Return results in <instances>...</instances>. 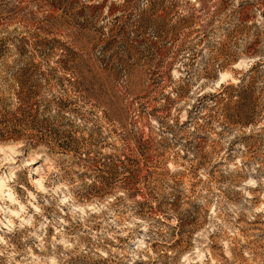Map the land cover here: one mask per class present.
I'll return each mask as SVG.
<instances>
[{"label": "clouds", "instance_id": "1", "mask_svg": "<svg viewBox=\"0 0 264 264\" xmlns=\"http://www.w3.org/2000/svg\"><path fill=\"white\" fill-rule=\"evenodd\" d=\"M113 3L124 5L125 0H107L95 25L105 37L123 14L118 8L109 15ZM23 5L29 20L0 21V264H72L74 257L89 255L106 257L105 264H137L143 259L158 264H264V223L255 233L245 227L256 213H264V200L258 207H247L250 193H264V157L259 155L264 149V0H163L157 11L164 17L163 46L156 35L151 36L159 54L151 62L131 57L118 71L102 62L97 37L82 34L45 0H23ZM152 5L153 0H141L137 12H150ZM40 41L49 44L43 51ZM161 66L167 84L158 94L148 78ZM241 92L249 102L246 117L226 118L224 106H235ZM141 95L149 101L157 97L160 106L168 96L190 99L193 123L200 119L210 129L211 142L224 154H233L227 169L248 173L238 189L224 183L219 185L220 195L206 187L197 190L207 193L198 203L215 207L220 219L213 213L209 224L194 232L192 246L173 249L170 256L162 255L166 249L149 254L145 241L148 234L155 237L181 225L172 211L164 209L154 218L129 212L122 224L114 212L142 199L161 210L160 205L176 191L166 177L157 185L138 175L137 158L146 163L147 157L129 113ZM22 112L30 114L28 120L20 119ZM33 118L50 128L71 131L76 146L65 149L63 141H55L45 127L34 125ZM179 119L183 122L185 116ZM176 127L171 118L165 124L157 117L151 119L149 130L171 137ZM112 129L118 135L113 136ZM125 132L131 133V142ZM82 157L85 163L94 158L115 160L110 181L103 182L98 169L85 168ZM245 157L251 167L241 168ZM210 167L211 163L200 170L205 184ZM168 169L173 176L181 171L178 163ZM85 184L91 199L81 202L76 189ZM232 189L243 195L240 202H228L231 196L225 190ZM173 200V208L187 207L174 196ZM221 203L226 205L223 212ZM225 213L231 215L225 218ZM46 215L52 219H45ZM237 216L244 221L238 226ZM97 217L106 225L100 232L91 230ZM134 230L145 234L132 241L134 248L117 242L101 251L104 237L115 241ZM84 236L96 243L87 245Z\"/></svg>", "mask_w": 264, "mask_h": 264}, {"label": "rangeland", "instance_id": "2", "mask_svg": "<svg viewBox=\"0 0 264 264\" xmlns=\"http://www.w3.org/2000/svg\"><path fill=\"white\" fill-rule=\"evenodd\" d=\"M140 2L141 0H126L124 5L111 4L109 6V15H112L118 8L123 9V14L117 18V21L113 22L112 28L109 29V34L105 37L100 29H96L95 25L107 0H104V3L101 4H87L84 0H45V3L54 10H59L64 16L68 17L81 30L82 34L94 35L98 38L101 44L99 52L102 62L114 71H118L131 57H138L146 62H151L159 54L160 47L165 42L164 17L157 15V11L163 6V0H153L152 10L147 13L137 12ZM22 5L23 0H0V21L23 22L29 20L30 13L26 10L27 5ZM48 19L54 21L55 17H49ZM152 35H156L159 38L160 47H157V42L151 39ZM40 44L42 51L49 46L47 41H40ZM157 80V83H153V81ZM148 83L158 94L162 92L167 84L165 67L161 66L158 72L150 76ZM240 95L241 100L231 109L227 104L224 106L226 118L240 119L246 117L249 102L245 93ZM177 104H180L179 109L176 107ZM133 106V110L129 113L131 116L130 123L134 121L136 128L139 129L138 139L141 144L145 145L144 155L147 157L146 163L144 159L137 158L136 167L140 169L138 175L146 177L149 183L155 181L157 185L162 178L166 177V180L171 181L176 191L160 205L161 210H157L142 199L128 205L126 210L116 209L114 212L117 216V223L122 224L124 223V217L129 212L140 218H154L162 215L164 209L172 211L174 215L181 219V225L167 233L159 232L155 237L148 234L149 238L145 241L150 250L149 254L157 250L166 249V251L162 252V255L170 256L173 249L182 251L184 248H190L194 232L209 224V218L213 217V213H216L215 219H220V212H217L215 207L210 204L205 207V205L198 203V199L203 198L207 193H201L197 190L206 187L209 193L215 189V194L220 195L219 185L224 183L234 184L235 188L238 189L240 182L243 181L248 173L244 171L234 173L227 169L226 165L232 163L233 154L230 151L228 154H224L225 150L223 148L211 142L210 129L200 119H196L195 123H193V117L190 115L193 113V110H191L193 105L190 99H186L184 95L175 98L168 96L163 106L158 105L157 97L153 96L151 101H149L144 95H141L139 100L134 99ZM174 110L176 112L175 116H173ZM29 115L27 112H22L20 119L28 120ZM180 115L185 116L183 122L179 119ZM157 117L163 119L165 124L167 119L171 118L173 123L177 125L176 128L172 129L175 135L169 137L160 135L159 132H155V134L150 132L151 119ZM32 122L34 125L45 127L46 132L50 131L55 141H63L65 149L76 146L77 142L71 131H60L50 128L49 125L35 121L34 118ZM189 128L192 130L188 131ZM164 130L167 131V128ZM112 134L113 136L118 135L117 130L112 129ZM123 134L131 142V133L125 132ZM157 135H160L159 139H156ZM253 151L255 152L256 148ZM259 155L264 157V149H261ZM88 156L92 157V153H89ZM220 156L222 158L217 159ZM235 158L238 159L239 157ZM248 160V157L244 158L241 168L251 167ZM81 162L87 169H98L97 175L102 176L101 179L105 183L110 181L111 174L114 173L117 167L116 161L111 157H104L103 160L88 159L87 163L84 162L82 157ZM176 163L179 164L181 171L175 176L168 174V166ZM210 163L211 167L207 169L208 180L205 184L203 183L204 178L200 175V170ZM255 163L259 164L260 160L257 159ZM121 166H123L122 162ZM77 167H80V165H77ZM252 176L255 178L256 174H252ZM81 179H87V176H82ZM103 186L107 188L108 184H103ZM97 187H100V185H97ZM225 191H229L231 196L229 203H238L243 198V195L235 189ZM76 192L77 199L81 202L91 199L86 184L76 189ZM189 193L192 195L185 199V196H188ZM173 196L177 200L183 201L187 207L179 210L173 208V203H175ZM193 197L197 199H193ZM212 198L209 197V199ZM133 200L135 201L134 197ZM262 200H264V193L254 191L250 193L247 207H258ZM205 203L208 204V200ZM225 207L226 205L221 203L220 211L223 212ZM57 215H60V213H57ZM230 215V213H225V218ZM262 215L264 213H256L255 218L252 221H248L245 227H248L250 232H258L260 225L264 223V221L260 220ZM45 219L51 220L52 217L46 215ZM96 219L97 223L91 226V230L100 232L101 227H106V225H104V221L100 217ZM105 219L111 220L112 216H106ZM243 223L242 218L237 216L235 225L238 226ZM54 231V228L49 229L51 233H54ZM224 231H230V228L224 229ZM141 235H145L142 230H134L133 233L129 234V237H118L115 241L104 237L101 251H103V246L111 248L117 242L122 247L127 245L128 248H134L132 241L139 239ZM82 239L87 245L96 243L88 236H84ZM209 239H212V236ZM212 250L210 249V251ZM106 259V257H92L90 255L74 257L72 264H105ZM137 264H158V261L149 262L147 259H143L138 261Z\"/></svg>", "mask_w": 264, "mask_h": 264}, {"label": "trees", "instance_id": "3", "mask_svg": "<svg viewBox=\"0 0 264 264\" xmlns=\"http://www.w3.org/2000/svg\"><path fill=\"white\" fill-rule=\"evenodd\" d=\"M126 1V0H125ZM241 94H243V92H241ZM213 98H215V97H213ZM191 110H193V107L191 108ZM191 121V120H190Z\"/></svg>", "mask_w": 264, "mask_h": 264}]
</instances>
